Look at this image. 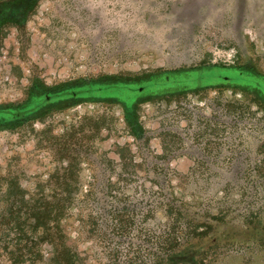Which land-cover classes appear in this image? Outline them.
<instances>
[{
    "label": "rangeland",
    "instance_id": "374dc122",
    "mask_svg": "<svg viewBox=\"0 0 264 264\" xmlns=\"http://www.w3.org/2000/svg\"><path fill=\"white\" fill-rule=\"evenodd\" d=\"M0 111V264H264V0H0Z\"/></svg>",
    "mask_w": 264,
    "mask_h": 264
},
{
    "label": "trees",
    "instance_id": "16d2710c",
    "mask_svg": "<svg viewBox=\"0 0 264 264\" xmlns=\"http://www.w3.org/2000/svg\"><path fill=\"white\" fill-rule=\"evenodd\" d=\"M34 1L35 0H29V3L32 5L34 3ZM1 115L4 117H8L9 113L0 111V123L2 124V123H4V119L2 118ZM126 116H127V119L132 122L136 116V113L133 109L128 108Z\"/></svg>",
    "mask_w": 264,
    "mask_h": 264
}]
</instances>
